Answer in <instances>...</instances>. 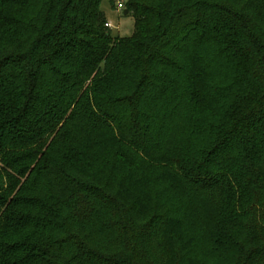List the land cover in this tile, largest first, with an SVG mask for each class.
<instances>
[{
	"label": "trees",
	"instance_id": "16d2710c",
	"mask_svg": "<svg viewBox=\"0 0 264 264\" xmlns=\"http://www.w3.org/2000/svg\"><path fill=\"white\" fill-rule=\"evenodd\" d=\"M106 1L0 0V264H140L94 223L157 211L158 264H264V0Z\"/></svg>",
	"mask_w": 264,
	"mask_h": 264
},
{
	"label": "rangeland",
	"instance_id": "374dc122",
	"mask_svg": "<svg viewBox=\"0 0 264 264\" xmlns=\"http://www.w3.org/2000/svg\"><path fill=\"white\" fill-rule=\"evenodd\" d=\"M122 1L125 2V0ZM115 7H113L109 1L104 2L101 7L102 11L106 15L113 36L121 38H129L133 36L135 30L134 18L132 16H126L125 10H119L117 8V4ZM189 123L190 122H188L187 120H184L178 125L179 130L177 131V134L179 135L178 139L180 143V150L178 151H180L181 153L185 152L186 154H189L190 157H197L202 145L200 144V142L198 143V141L193 142L194 140H188L189 137L186 135V131H184V129L186 127H189ZM92 157H95L97 160H102L111 159L113 156L102 153L101 151L94 150ZM157 192L160 194L159 203L163 211L169 212V210L173 208V212H179L178 208L180 204H178V199H180V197H178V194L175 191H172L170 189L167 190L164 186L158 185ZM221 199L227 205L226 200L224 198ZM253 208L254 210H252V214L246 220L248 221V224L245 225L246 231L244 236H248L249 242L246 243V245L250 248L252 247L256 249L258 248L256 247L258 243L256 240V235L252 231V227H254L253 223L255 222L256 218L258 220L259 208H257L256 206H254ZM158 214H160V211H157L151 218V220L149 219L147 221H142L139 219H133V214L123 213V217H121L123 220H120V218L118 219L119 227L113 228L111 227V220H107L104 213L101 212V222L99 223L98 221H96L94 223L95 231L96 233H98V241L100 242L104 250H106L105 252H107L111 256H114L115 258H118L117 260L119 262L128 259L132 254H134L135 257L137 256L136 259L140 264H143L142 262H148V264H158L159 252L157 249H155V242L158 240V238L156 237L154 231H152L154 224L153 220L155 219V215ZM180 214L184 215L183 212H181ZM191 216L192 215L190 214V217ZM109 228L111 229V233L109 232ZM106 229L109 231L107 232ZM134 231L139 235H143V237L135 240V242L132 238V242H130L129 235L133 234ZM244 240H242V242H245ZM127 243L129 245L128 247L126 246ZM206 244L207 246H210V243L208 241ZM130 246L133 249H131ZM130 250L132 251L130 252Z\"/></svg>",
	"mask_w": 264,
	"mask_h": 264
},
{
	"label": "built area",
	"instance_id": "2783aa9c",
	"mask_svg": "<svg viewBox=\"0 0 264 264\" xmlns=\"http://www.w3.org/2000/svg\"><path fill=\"white\" fill-rule=\"evenodd\" d=\"M117 6H118V9L123 11L125 10V4H124V1L122 0H119L118 3H117Z\"/></svg>",
	"mask_w": 264,
	"mask_h": 264
},
{
	"label": "water",
	"instance_id": "95a60500",
	"mask_svg": "<svg viewBox=\"0 0 264 264\" xmlns=\"http://www.w3.org/2000/svg\"><path fill=\"white\" fill-rule=\"evenodd\" d=\"M128 13H129V12L126 10V11H125V15L127 16V15H128Z\"/></svg>",
	"mask_w": 264,
	"mask_h": 264
}]
</instances>
